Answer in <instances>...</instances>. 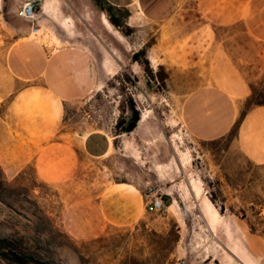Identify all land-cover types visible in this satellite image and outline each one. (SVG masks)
Instances as JSON below:
<instances>
[{"label": "rangeland", "instance_id": "1", "mask_svg": "<svg viewBox=\"0 0 264 264\" xmlns=\"http://www.w3.org/2000/svg\"><path fill=\"white\" fill-rule=\"evenodd\" d=\"M111 14L119 26L95 32L104 74L64 105L44 143L25 145L30 158L8 144L24 129L13 95L0 100V264H238L230 252L237 236L255 234L264 247V154L244 143L246 123L264 111L253 104L264 100V0H137ZM11 40L0 18V61ZM241 45L250 61L239 59ZM164 50L203 58L205 89L226 88L236 116L224 135L204 139L189 128L188 100L156 78ZM92 154L107 173L79 166ZM108 175L122 185L102 197ZM152 193L163 195V210L147 209Z\"/></svg>", "mask_w": 264, "mask_h": 264}, {"label": "crops", "instance_id": "2", "mask_svg": "<svg viewBox=\"0 0 264 264\" xmlns=\"http://www.w3.org/2000/svg\"><path fill=\"white\" fill-rule=\"evenodd\" d=\"M25 1L28 0H0V18L12 35V40L8 42L6 59L0 61V100L13 95L12 107L19 110L18 120L24 129H19L15 135L10 136L8 144H18L20 147L13 146V150L24 154V158L29 154L25 145L33 147L37 143L42 144L45 133H52L59 128L64 105L84 97L100 81L105 72V62L100 53V36L95 32L101 24L106 25L102 22L103 17L107 18L105 13L110 21L108 12L102 10L93 0H69V8L62 0H37L39 9L34 25L38 27V31L32 33L31 23L17 17V11ZM103 1L112 5L113 9H126L137 0ZM71 7L76 15L71 13ZM82 24L90 28L93 36L85 33L87 28H83ZM78 30L84 31V37L68 34V31ZM249 34L254 39L263 41L256 31H249ZM30 38L40 40L34 41ZM241 47L243 50L239 59L247 62L249 55H246L245 46ZM182 58L177 52L168 53L165 50L157 55L154 70L158 82L165 87L172 81V93L188 100L185 112L190 120L189 128L194 129L195 135L204 139L224 135L236 116L226 88L214 84L213 89H205L209 65L200 57ZM182 79H189V82L183 83ZM21 81L31 83L15 92L14 89ZM6 87L9 89L6 90ZM208 96L214 99L204 102ZM26 131L34 134L28 135ZM89 135L83 139V148L87 147ZM244 143L256 153L264 154V111L255 114L246 123ZM32 150L33 148L29 149L31 152ZM87 157L94 160L78 162L79 166L87 162L106 172V166L96 160L100 159L99 156L92 154ZM106 184L105 190L99 193L102 197L115 186L122 185L112 184V175L107 176ZM222 244L228 249L226 243ZM230 246L233 247V259L238 264H246L245 260L259 264L264 254L262 243L252 233L237 236Z\"/></svg>", "mask_w": 264, "mask_h": 264}, {"label": "built area", "instance_id": "3", "mask_svg": "<svg viewBox=\"0 0 264 264\" xmlns=\"http://www.w3.org/2000/svg\"><path fill=\"white\" fill-rule=\"evenodd\" d=\"M39 9V1H25L17 11L19 18L25 19L31 23L32 33L38 31V27L34 25V20ZM151 198L147 201V209L151 212H159L165 208V199L163 195L150 194Z\"/></svg>", "mask_w": 264, "mask_h": 264}, {"label": "trees", "instance_id": "4", "mask_svg": "<svg viewBox=\"0 0 264 264\" xmlns=\"http://www.w3.org/2000/svg\"><path fill=\"white\" fill-rule=\"evenodd\" d=\"M93 2L98 5L99 7H101L102 10H105L108 12L109 14V20L110 22L114 25V26H119L117 20L115 19L114 15L111 14L112 10H113V7L112 5H108L107 3H105L103 0H93ZM253 99V94H251L249 97H248V100H251ZM253 104H256V105H264V100L263 101H259V102H254ZM215 199H212V201L214 202ZM14 256V259L15 260H18L20 261V258L13 254Z\"/></svg>", "mask_w": 264, "mask_h": 264}, {"label": "bare ground", "instance_id": "5", "mask_svg": "<svg viewBox=\"0 0 264 264\" xmlns=\"http://www.w3.org/2000/svg\"><path fill=\"white\" fill-rule=\"evenodd\" d=\"M102 22L104 23V24H107V25H110L109 24V21L107 20V18H105V17H103V19H102ZM133 23V22H132ZM111 27V26H110ZM33 37V36H32ZM178 167V166H177ZM167 168V167H166ZM192 189V188H191ZM188 192V191H187ZM190 192V191H189ZM211 200V199H210ZM206 203L208 204V206H209V209L210 210H212V215L215 217V218H217V216H219L218 214H217V211L214 209V207H213V205H212V202H210L208 199H206ZM168 207H171V205H169ZM230 244V243H229ZM226 249V248H225ZM231 252V251H230ZM241 261V260H240ZM245 262H246V264H255L253 261H251V260H249V261H246L245 260Z\"/></svg>", "mask_w": 264, "mask_h": 264}, {"label": "water", "instance_id": "6", "mask_svg": "<svg viewBox=\"0 0 264 264\" xmlns=\"http://www.w3.org/2000/svg\"><path fill=\"white\" fill-rule=\"evenodd\" d=\"M135 127H136V123H135V122H131V123L126 127V131H127V132H130V131H132Z\"/></svg>", "mask_w": 264, "mask_h": 264}]
</instances>
